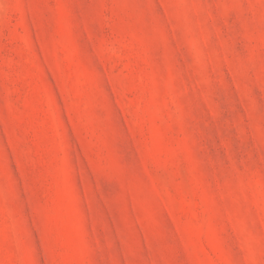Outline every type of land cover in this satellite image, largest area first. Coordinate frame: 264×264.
<instances>
[{
	"label": "rangeland",
	"instance_id": "obj_1",
	"mask_svg": "<svg viewBox=\"0 0 264 264\" xmlns=\"http://www.w3.org/2000/svg\"><path fill=\"white\" fill-rule=\"evenodd\" d=\"M0 264H264V0H0Z\"/></svg>",
	"mask_w": 264,
	"mask_h": 264
}]
</instances>
